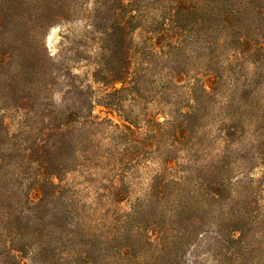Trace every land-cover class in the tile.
Wrapping results in <instances>:
<instances>
[{
    "label": "trees",
    "instance_id": "trees-1",
    "mask_svg": "<svg viewBox=\"0 0 264 264\" xmlns=\"http://www.w3.org/2000/svg\"><path fill=\"white\" fill-rule=\"evenodd\" d=\"M84 1L0 0V264H27L34 245L42 264H77L51 253L78 236L105 252L110 236L94 234L75 192L90 184L120 205L146 162L156 170L132 213L144 246L116 248L123 264H185L206 234L223 264H264L259 194L232 177L250 161L264 181V0ZM74 19L96 45L77 57L82 76L43 41ZM202 118L209 140L196 145ZM199 151L203 180L185 186L180 162Z\"/></svg>",
    "mask_w": 264,
    "mask_h": 264
},
{
    "label": "rangeland",
    "instance_id": "rangeland-1",
    "mask_svg": "<svg viewBox=\"0 0 264 264\" xmlns=\"http://www.w3.org/2000/svg\"><path fill=\"white\" fill-rule=\"evenodd\" d=\"M84 3L88 11L91 2L90 0H86ZM85 21L86 20L83 19H74L60 22L48 30L43 40L47 52L52 55L57 64L69 68L72 74L81 76L89 70V67L77 57L79 54H83L82 56H84V58H90L96 50L95 42L93 37L90 36L89 30L86 28L87 24ZM135 40L136 42L140 41L138 35ZM185 62L187 66L186 78L191 79L194 76V68H199V66H197L198 54L189 56ZM186 82L188 81L186 80ZM55 99L59 102L60 96L56 95ZM183 101L188 105L187 96H183ZM148 106L149 110L155 112L156 108L153 104ZM104 116V114L101 115V117ZM111 119L114 122H119L116 116L111 117ZM160 120H162V117H160ZM199 124L201 126V128H199V134H196V142L193 141V144L196 145L197 141L201 144H203V140L208 141L209 139L205 138L203 133H205V135L207 133L208 135V130H211V128H203L205 124L203 118ZM193 155L192 158L189 156L190 158L180 162L188 170L185 174L187 179V184L185 186L188 187H191L192 185L190 184H193L197 180H203V153L199 151ZM155 166V162H146L143 167L138 169V178L140 179L136 181V185L132 188L133 192L129 193L128 199L121 202L120 205H114L106 199L109 192H93V187L90 184L88 188L84 185V188H81L82 192H75L79 196L77 199L78 207H80L83 214L90 219V226L93 228L94 234L99 236H110L111 243L104 247L106 249L105 252L99 251L101 249L103 250L102 246L87 245L86 240L78 236L73 241H66L62 245L56 246V251L51 254H57L63 259L69 260L70 258V262L78 259L77 264H91L92 260L90 256L85 255V253L88 252L92 246L91 256L95 259V264H123L118 259V249L116 248H120V246H130L132 249L137 248V241H141L139 243L140 246L143 245L142 236L144 232L141 230L135 233L138 229L137 226L142 222V215L134 216L132 213L135 210H140L142 207L144 192H142L141 189L146 187L147 183H145V180L149 176L148 174L146 175V173L154 174V170H156ZM262 171L263 168L261 165H250L249 161L245 167L237 168V172H234L232 175L233 180H237L239 183L238 191L242 192L243 190L249 192L253 190L256 194H259L257 200V209L259 210H264V181L262 182ZM66 182L69 184H77L80 182V179L72 175L66 178ZM116 235H123V237L120 240H115ZM39 250L40 247L34 245V247L30 249L31 253L24 259V262L27 264H42L39 255L34 256ZM72 252H74V254ZM217 252L216 241L210 234H206L189 249L184 261L185 264H223ZM82 258L84 259V263L79 262ZM132 263L133 259H128V264Z\"/></svg>",
    "mask_w": 264,
    "mask_h": 264
}]
</instances>
